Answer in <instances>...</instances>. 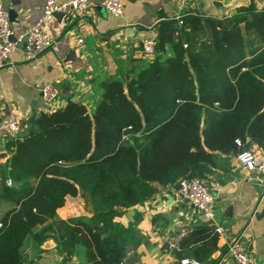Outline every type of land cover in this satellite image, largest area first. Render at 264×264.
<instances>
[{
	"label": "trees",
	"instance_id": "1",
	"mask_svg": "<svg viewBox=\"0 0 264 264\" xmlns=\"http://www.w3.org/2000/svg\"><path fill=\"white\" fill-rule=\"evenodd\" d=\"M180 19L158 22L153 52L99 81L91 111L68 95L7 140L0 264H33L28 240L40 250L48 237L64 258L79 244L88 264H116L138 240L132 221L116 220L125 208L158 185L204 176L219 152L264 148V9ZM68 194L79 195L91 215L55 217ZM217 236L215 225H195L174 253L214 264Z\"/></svg>",
	"mask_w": 264,
	"mask_h": 264
},
{
	"label": "crops",
	"instance_id": "2",
	"mask_svg": "<svg viewBox=\"0 0 264 264\" xmlns=\"http://www.w3.org/2000/svg\"><path fill=\"white\" fill-rule=\"evenodd\" d=\"M102 1L89 0L88 8L83 11L55 14L49 26L53 42L35 58H25L23 44L9 53L8 62L0 68V117L12 111L26 121L33 113L47 108L41 94L46 82L59 88L56 107L62 105L68 95H74L91 111L100 96L99 81L139 63L143 57L142 41L155 37L161 20H179L189 14H198L202 19L225 18L248 6L253 10L264 9V0H123L122 13L111 15ZM0 2L8 11L12 10L11 26L18 33L38 17L44 0ZM175 33L179 35L177 30ZM11 135L15 134L0 138V151H6V156L0 157V165L9 156L5 145ZM248 149L264 159V148L260 145L251 143ZM202 178L215 195V217H207L190 201L178 197L175 186L169 182L158 185L149 198L125 208L116 218L122 223L132 221L138 239L126 244L123 261L133 255L138 262L131 264H196L181 263L184 257L193 258L177 257L168 246L170 236L182 228L188 231L198 224H218L224 229L217 231V246L211 253L216 261L236 264L227 249L230 240L238 237L250 258L259 264L263 262L264 183L258 173L247 169L236 154L219 152ZM8 206L9 203H1L0 212ZM90 215L82 198L69 194L55 213L57 218ZM127 246H132L129 252ZM39 247L40 250L28 240L24 249L27 261L88 264L82 245L77 244L69 258L58 251L52 237L46 238Z\"/></svg>",
	"mask_w": 264,
	"mask_h": 264
},
{
	"label": "built area",
	"instance_id": "3",
	"mask_svg": "<svg viewBox=\"0 0 264 264\" xmlns=\"http://www.w3.org/2000/svg\"><path fill=\"white\" fill-rule=\"evenodd\" d=\"M103 7L111 15H118L123 11V0H103ZM89 6V0H44L41 13L30 23L22 32L15 33L10 21L8 9L0 2V68L8 62L9 53L18 47L23 39L27 36L25 45V58L33 59L41 52L47 49L53 42L50 35V20L56 12L83 11ZM181 23V19H179ZM81 38H79V41ZM186 45V42H183ZM155 46V37H147L142 41V52L151 54ZM41 94L46 102L47 108H55L56 100L59 95V88L52 82H46L41 87ZM22 120L20 117L9 111L0 117V138L6 134H16L20 131ZM239 144L240 140L235 138ZM237 159L244 164L249 170H255L260 181L264 183V159L259 158L254 151L243 149L236 154ZM11 180L7 179V183ZM175 193L178 197L190 201L199 211L209 218L216 215L214 208L215 195L208 187L202 177L198 175L181 177L175 187ZM219 232L223 231L222 225H215ZM187 230L182 228L170 236L168 246L174 250L179 247L180 239L186 234ZM228 253L236 264H259L250 258L244 243L238 237H233L228 244ZM181 263L193 262L194 259L187 257L182 258ZM46 264H55L49 260ZM116 264H126L120 260ZM214 264H226L218 260ZM264 264V260L262 263Z\"/></svg>",
	"mask_w": 264,
	"mask_h": 264
},
{
	"label": "water",
	"instance_id": "4",
	"mask_svg": "<svg viewBox=\"0 0 264 264\" xmlns=\"http://www.w3.org/2000/svg\"><path fill=\"white\" fill-rule=\"evenodd\" d=\"M8 12H9L10 15H12V10H11V9H9ZM57 13H60V12H56L55 14H57ZM26 38H27V36L24 35V36H23V39H22V41H21V43H20V44H23L24 47H25V45H26V40H27ZM68 86H69V85H65V87H68ZM70 100H73V101H74V100H76V97H75L74 95H71V96H70ZM25 123H26V121H25V120H22V126H24ZM4 156H6V151L1 150V151H0V157H4ZM131 248H132V246H127V247H126V251L129 252ZM125 261H126V263H128V264H131V263H137V262H138V258H137L136 256H133V255H128V256L126 257Z\"/></svg>",
	"mask_w": 264,
	"mask_h": 264
},
{
	"label": "rangeland",
	"instance_id": "5",
	"mask_svg": "<svg viewBox=\"0 0 264 264\" xmlns=\"http://www.w3.org/2000/svg\"><path fill=\"white\" fill-rule=\"evenodd\" d=\"M206 35H205V33H199L198 34V38H202V37H205Z\"/></svg>",
	"mask_w": 264,
	"mask_h": 264
}]
</instances>
